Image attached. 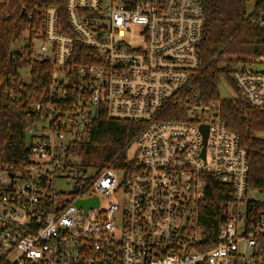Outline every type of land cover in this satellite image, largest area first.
<instances>
[{
	"label": "built area",
	"instance_id": "2783aa9c",
	"mask_svg": "<svg viewBox=\"0 0 264 264\" xmlns=\"http://www.w3.org/2000/svg\"><path fill=\"white\" fill-rule=\"evenodd\" d=\"M6 6L0 0V26ZM65 8V20L56 6L41 10L10 49L16 84L36 89L35 63L51 72L31 110L24 165L0 162V264H264V202L249 198L264 191L248 187L249 157L223 118L226 99L205 102L195 89L206 37L199 0ZM250 14L264 27V6ZM220 81L236 93L229 100L264 111V64ZM103 113L142 127L123 156L90 175L75 147ZM68 179L66 194L57 183ZM212 181L232 190L214 246L200 225ZM90 200L98 206L78 205Z\"/></svg>",
	"mask_w": 264,
	"mask_h": 264
},
{
	"label": "trees",
	"instance_id": "16d2710c",
	"mask_svg": "<svg viewBox=\"0 0 264 264\" xmlns=\"http://www.w3.org/2000/svg\"><path fill=\"white\" fill-rule=\"evenodd\" d=\"M3 9L10 18L0 26V162L21 167L27 154V128L33 121L32 107L37 103L50 81L47 63L33 65L32 84L36 89L16 84L17 68L9 57L10 49L40 11L56 6L66 19L65 0H5ZM206 18V37L200 54L204 69L195 82V89L205 102L220 100V77L228 81L236 67L264 64V27L251 22L248 4L255 11L264 6V0H199ZM24 11V13H23ZM33 15V20L29 15ZM37 22V21H35ZM16 84V85H15ZM15 99L9 97V92ZM34 91V92H33ZM227 126L240 135L241 145L249 157L248 187L264 191V111L240 102L226 99L222 106ZM142 124L110 120L101 114L88 141L75 150L98 151L100 168L123 156L126 145L141 130ZM231 188L214 181L208 184L201 205L200 225L212 246L217 241V229L225 220V208L232 199Z\"/></svg>",
	"mask_w": 264,
	"mask_h": 264
},
{
	"label": "rangeland",
	"instance_id": "374dc122",
	"mask_svg": "<svg viewBox=\"0 0 264 264\" xmlns=\"http://www.w3.org/2000/svg\"><path fill=\"white\" fill-rule=\"evenodd\" d=\"M254 8V3L251 2L248 4V11H249V14L252 12ZM37 46H35V51H37ZM16 48H18V45H16L15 47H13V50H15ZM256 67H260V65H256ZM22 76H23V79L24 81H28V74H27V71H23L22 72ZM219 91H220V94H221V97L224 98V99H232V98H235L237 97L236 96V93L232 90V89H228L226 88L223 83L220 84V87H219ZM262 138H264V134L261 135ZM137 150V147H132L131 150H130V155H134L135 151ZM77 161L88 168V172L90 175L96 173L100 167V155L98 153V151H93V150H90L89 152L88 151H82V154L78 157ZM72 182L73 180L72 179H68L66 182H58L57 183V187L64 193L68 194L71 192V185H72ZM249 198H254V199H257V200H260L262 202H264V195H262L261 193L259 192H252L250 193L249 195Z\"/></svg>",
	"mask_w": 264,
	"mask_h": 264
},
{
	"label": "water",
	"instance_id": "95a60500",
	"mask_svg": "<svg viewBox=\"0 0 264 264\" xmlns=\"http://www.w3.org/2000/svg\"><path fill=\"white\" fill-rule=\"evenodd\" d=\"M75 189L77 190V187ZM78 205L79 206L83 205L85 206V209L88 210L92 206H95V207L98 206V201L97 200L83 201V202H79Z\"/></svg>",
	"mask_w": 264,
	"mask_h": 264
}]
</instances>
